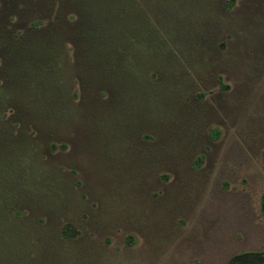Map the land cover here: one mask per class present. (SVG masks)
<instances>
[{
    "label": "rangeland",
    "instance_id": "rangeland-1",
    "mask_svg": "<svg viewBox=\"0 0 264 264\" xmlns=\"http://www.w3.org/2000/svg\"><path fill=\"white\" fill-rule=\"evenodd\" d=\"M133 3L0 0L8 264L264 251V0Z\"/></svg>",
    "mask_w": 264,
    "mask_h": 264
},
{
    "label": "trees",
    "instance_id": "trees-1",
    "mask_svg": "<svg viewBox=\"0 0 264 264\" xmlns=\"http://www.w3.org/2000/svg\"><path fill=\"white\" fill-rule=\"evenodd\" d=\"M127 5L125 8L126 14H131L129 8L134 6L137 0H125ZM233 6V1L230 2V8ZM127 17V16H126ZM262 213L264 215V195L262 198ZM10 212V211H9ZM12 217L8 214V198L0 194V264H8V255L16 254L17 250L8 245V242L13 239L11 231ZM14 258V256H13ZM227 264H264V251L260 252H245L233 256Z\"/></svg>",
    "mask_w": 264,
    "mask_h": 264
}]
</instances>
